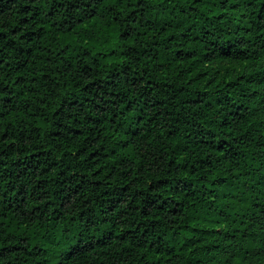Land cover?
<instances>
[{
    "label": "trees",
    "instance_id": "16d2710c",
    "mask_svg": "<svg viewBox=\"0 0 264 264\" xmlns=\"http://www.w3.org/2000/svg\"><path fill=\"white\" fill-rule=\"evenodd\" d=\"M0 264H264V0H0Z\"/></svg>",
    "mask_w": 264,
    "mask_h": 264
},
{
    "label": "rangeland",
    "instance_id": "374dc122",
    "mask_svg": "<svg viewBox=\"0 0 264 264\" xmlns=\"http://www.w3.org/2000/svg\"><path fill=\"white\" fill-rule=\"evenodd\" d=\"M58 240L61 242V241H64V238L60 236H58ZM46 249L48 250V253L51 255V256H54L56 254V250L51 247V246H47Z\"/></svg>",
    "mask_w": 264,
    "mask_h": 264
}]
</instances>
